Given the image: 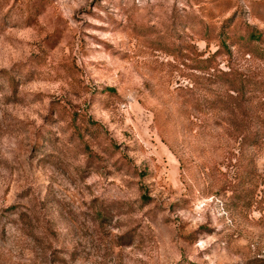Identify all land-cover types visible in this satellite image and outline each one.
<instances>
[{"label":"rangeland","instance_id":"rangeland-1","mask_svg":"<svg viewBox=\"0 0 264 264\" xmlns=\"http://www.w3.org/2000/svg\"><path fill=\"white\" fill-rule=\"evenodd\" d=\"M262 52L264 0H0V264H264Z\"/></svg>","mask_w":264,"mask_h":264},{"label":"trees","instance_id":"trees-1","mask_svg":"<svg viewBox=\"0 0 264 264\" xmlns=\"http://www.w3.org/2000/svg\"><path fill=\"white\" fill-rule=\"evenodd\" d=\"M249 37L252 40H257L259 38V34H256V32H250ZM213 52H211L212 54ZM209 55V54H208ZM261 57L264 58V52H262ZM206 60L208 59V56H206ZM209 66V65H208ZM206 66V67H208ZM222 73H230L231 70H221ZM209 72V71H208ZM234 93L237 95L238 91L234 89ZM230 94V93H229ZM232 95V94H230ZM238 104L234 103V108H237ZM238 109V108H237ZM258 120H247V119H241L237 120L234 119V130L241 132V130H245L246 133L250 134L251 142L250 144H256L259 142L260 137L264 134V122H257Z\"/></svg>","mask_w":264,"mask_h":264}]
</instances>
